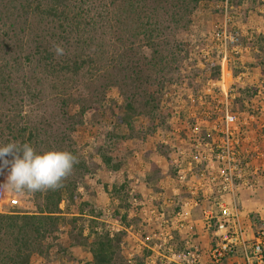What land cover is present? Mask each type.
Returning <instances> with one entry per match:
<instances>
[{"label":"rangeland","instance_id":"rangeland-1","mask_svg":"<svg viewBox=\"0 0 264 264\" xmlns=\"http://www.w3.org/2000/svg\"><path fill=\"white\" fill-rule=\"evenodd\" d=\"M191 20L176 35L190 53L179 63L177 81L165 87V125L144 113L136 114L132 127L123 123L121 92L114 84L106 89L101 107L86 112L73 138L93 168L79 184L82 201L91 207L75 223L70 221L74 215L68 217L70 223H61L59 246L49 257L35 256V264L91 262L88 246L68 244L72 227L77 231L71 238H78L80 230L84 235L90 230L123 233V264H172V253L187 245L209 251L223 220L218 202L235 208L250 233L264 223V0H202ZM212 63L222 66L220 80L209 78ZM193 77L201 84L198 93L189 83ZM240 91L243 99L237 104ZM54 98L35 115L54 121L59 111ZM77 109L72 105L69 110ZM100 152L120 168L104 167ZM6 175H0V212L36 210L33 198L5 188ZM205 210L217 217L207 219ZM154 246L156 251L150 248Z\"/></svg>","mask_w":264,"mask_h":264},{"label":"trees","instance_id":"trees-1","mask_svg":"<svg viewBox=\"0 0 264 264\" xmlns=\"http://www.w3.org/2000/svg\"><path fill=\"white\" fill-rule=\"evenodd\" d=\"M201 1L0 0V145L68 150L78 159L61 187L22 192L34 199L36 210L0 212V264H35V256L49 257L59 246L61 223H70V215L75 223L91 207L82 201L79 184L93 168L80 154L73 133L87 111L101 107L108 87L120 88L123 123L132 127L136 114L144 113L158 126L165 125V87L177 81L179 63L190 53L176 35L191 23ZM57 45L64 55L56 54ZM210 66L209 78L220 80L222 66ZM193 72L197 77L199 70ZM194 77L189 83L198 93L201 84ZM53 94L59 109L54 121L35 115ZM242 94L237 93V104ZM72 105L78 106L75 112L69 110ZM100 154L104 167L120 168L111 156ZM152 167L158 170L156 164ZM113 189L120 192L117 186ZM75 230H68V244L89 247L92 261L85 264H123V233L90 230L84 235L80 230L78 238H71Z\"/></svg>","mask_w":264,"mask_h":264},{"label":"built area","instance_id":"built-area-1","mask_svg":"<svg viewBox=\"0 0 264 264\" xmlns=\"http://www.w3.org/2000/svg\"><path fill=\"white\" fill-rule=\"evenodd\" d=\"M229 116L238 118L236 114H230ZM226 155L230 156L231 152ZM230 183L233 182L230 181ZM223 189H227L226 184ZM11 201L13 204H17L19 200L12 198ZM195 201L196 203L198 202L197 200ZM186 204L188 203L186 202ZM218 204L222 211L223 220H220L218 229L215 232V241L209 251H204L200 244L187 245L185 251L172 253L173 258L170 259L172 264H205L204 259L206 256L209 258L208 264H264V223L261 224L255 233H250L240 223L239 215L235 212V208L225 205L224 202H218ZM1 207L0 204V211H2ZM205 217L211 219L217 216L213 212L205 210ZM116 220L119 221L120 219ZM181 225L183 226L184 223ZM249 226H251V222ZM121 227L123 226H119L118 230ZM179 230L182 231L180 228ZM167 233L172 238V233L170 231ZM165 243L166 240L161 242L160 247H163ZM188 243L189 240H187ZM164 247L166 248V246ZM150 248L156 251L155 246Z\"/></svg>","mask_w":264,"mask_h":264},{"label":"clouds","instance_id":"clouds-1","mask_svg":"<svg viewBox=\"0 0 264 264\" xmlns=\"http://www.w3.org/2000/svg\"><path fill=\"white\" fill-rule=\"evenodd\" d=\"M64 55L62 46H55ZM77 157L68 150L49 149L37 152L28 143L0 145V175L7 171L4 186L14 193L55 190L71 174Z\"/></svg>","mask_w":264,"mask_h":264}]
</instances>
